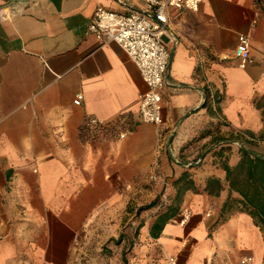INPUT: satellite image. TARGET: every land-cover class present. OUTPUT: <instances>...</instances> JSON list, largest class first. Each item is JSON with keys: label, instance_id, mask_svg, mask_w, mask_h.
I'll list each match as a JSON object with an SVG mask.
<instances>
[{"label": "crops", "instance_id": "1", "mask_svg": "<svg viewBox=\"0 0 264 264\" xmlns=\"http://www.w3.org/2000/svg\"><path fill=\"white\" fill-rule=\"evenodd\" d=\"M98 6L129 13L144 1L0 0V264H79L107 210L130 204L154 174L172 204L185 171L194 187L176 215L157 237L151 229L161 212L141 223L139 240L153 243L147 255L158 254V264L169 256L178 264H264V227L239 204L223 209L229 185L213 141L218 121L226 137L264 132V0L169 9L160 126L140 116L147 84L129 54L87 32ZM240 34L251 43L245 68L235 56ZM206 88L221 97L219 112L203 107ZM206 128L214 130L191 143ZM238 143L227 152L230 165L240 159ZM209 177L220 180L218 194L205 190Z\"/></svg>", "mask_w": 264, "mask_h": 264}, {"label": "built area", "instance_id": "2", "mask_svg": "<svg viewBox=\"0 0 264 264\" xmlns=\"http://www.w3.org/2000/svg\"><path fill=\"white\" fill-rule=\"evenodd\" d=\"M143 1L141 10L129 13L98 6L88 23L87 32L94 34L102 44L116 42L129 54L147 84V90L139 96L140 116L144 122L160 126L163 124V90L169 84L167 74L171 61L169 42L172 41V32L169 28L168 11L172 8L198 11L202 0ZM235 56L242 68L253 61L247 35H239ZM82 100L83 95L78 93L74 103L81 104ZM90 122L98 127L106 125L96 118H92ZM152 179L161 181L158 174H154ZM251 259L249 256L244 261ZM165 264H178L177 258L169 256Z\"/></svg>", "mask_w": 264, "mask_h": 264}, {"label": "trees", "instance_id": "3", "mask_svg": "<svg viewBox=\"0 0 264 264\" xmlns=\"http://www.w3.org/2000/svg\"><path fill=\"white\" fill-rule=\"evenodd\" d=\"M205 102L203 107L207 108L209 113H215L220 111L218 104L221 101V97L215 92L211 94L209 89H205ZM215 107V108H214ZM221 121H218L216 130L218 134L213 137V141L217 142L218 150L215 153L220 158L221 167L225 170V177L229 185V195L224 202L223 209H230L234 205H241L240 208L250 213L257 225L264 227V152H259L254 147V141L258 139L254 132L243 130L236 135L232 134L224 136L220 133ZM214 129H203L198 135L191 141H195L198 138L209 135L210 131ZM247 135V136H245ZM240 142L241 146H238L240 153V159L235 165L229 164V157L227 152L232 148V141ZM259 140L264 141V132L261 133ZM188 146H185L186 148ZM192 167V164H188ZM174 184L178 186L177 193L174 197L172 204H167L165 210L161 212L158 220L153 224L151 232L155 237L164 228L166 222L174 217L180 207L185 191L194 187V181L189 171H185L178 179L174 181ZM221 182L217 177H209L205 190L209 194H218L221 189ZM158 200H153L151 203L142 207L141 209H150L156 206ZM223 210V211H224ZM142 224L140 225V227Z\"/></svg>", "mask_w": 264, "mask_h": 264}, {"label": "rangeland", "instance_id": "4", "mask_svg": "<svg viewBox=\"0 0 264 264\" xmlns=\"http://www.w3.org/2000/svg\"><path fill=\"white\" fill-rule=\"evenodd\" d=\"M260 136L261 133L257 134L258 139L253 145L259 152H264V141L259 140ZM238 144L241 146L240 142ZM167 187L166 183L150 177L139 183L130 204H120L115 209L107 210L105 224L99 228L96 225L89 241H84L87 253L79 257V264H158V254L150 258L146 253L147 249L153 247L151 240H139L140 225L165 210ZM154 198L159 204L150 209H141Z\"/></svg>", "mask_w": 264, "mask_h": 264}]
</instances>
